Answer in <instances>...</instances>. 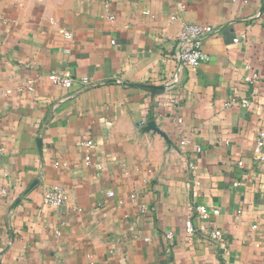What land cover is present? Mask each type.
Returning a JSON list of instances; mask_svg holds the SVG:
<instances>
[{
  "label": "crops",
  "instance_id": "crops-1",
  "mask_svg": "<svg viewBox=\"0 0 264 264\" xmlns=\"http://www.w3.org/2000/svg\"><path fill=\"white\" fill-rule=\"evenodd\" d=\"M260 129L264 0H0V264H264Z\"/></svg>",
  "mask_w": 264,
  "mask_h": 264
},
{
  "label": "built area",
  "instance_id": "built-area-1",
  "mask_svg": "<svg viewBox=\"0 0 264 264\" xmlns=\"http://www.w3.org/2000/svg\"><path fill=\"white\" fill-rule=\"evenodd\" d=\"M109 18H114L113 15H110ZM214 32L212 26L209 25H202L197 23H185L177 37V52L176 56L179 60L180 66L186 68H196L199 66L200 63L208 60V54L202 47L203 39ZM67 38H71L70 33H65ZM237 41V38H235ZM48 79L51 83L57 86H61L64 88H69L72 83L73 79L68 74H59V73H50L48 75ZM250 78L246 77L245 80L248 81ZM81 82L83 84H87V78H82ZM248 103V102H245ZM189 140L183 139L179 142V145H185L188 143ZM92 142L90 140H86L82 143V146L85 147L86 155H85V164L90 163L89 158V148ZM264 148V129L258 130L256 145L254 147V152L259 154L260 159H264L263 155L261 154L262 149ZM239 165L242 162H238ZM55 165H59V162H55ZM64 165V164H63ZM2 193H5V189H1ZM109 195L112 196L113 192H109ZM66 193L65 190L61 187H53L51 189L45 190L43 192V201L50 207L58 208L66 203ZM144 206L142 207V211H144ZM219 213L218 209L207 210L205 205L203 204H193L191 209V215L185 218L184 225L186 233L191 239L192 235L196 234L199 230L194 225V219L206 221L208 220L210 214L216 215ZM206 230L209 231L210 237L213 239H218L221 237L222 232L220 229L213 227L209 224L206 227ZM172 232L169 231L165 234L167 240H170L172 237Z\"/></svg>",
  "mask_w": 264,
  "mask_h": 264
}]
</instances>
